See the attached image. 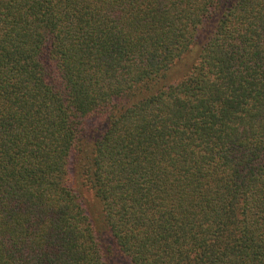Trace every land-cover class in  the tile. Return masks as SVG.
Instances as JSON below:
<instances>
[{
	"label": "trees",
	"instance_id": "1",
	"mask_svg": "<svg viewBox=\"0 0 264 264\" xmlns=\"http://www.w3.org/2000/svg\"><path fill=\"white\" fill-rule=\"evenodd\" d=\"M0 264H264V0H0Z\"/></svg>",
	"mask_w": 264,
	"mask_h": 264
}]
</instances>
